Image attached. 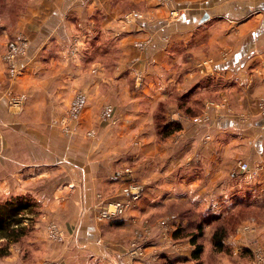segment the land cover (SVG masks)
Returning <instances> with one entry per match:
<instances>
[{
	"label": "crops",
	"instance_id": "0c3cea01",
	"mask_svg": "<svg viewBox=\"0 0 264 264\" xmlns=\"http://www.w3.org/2000/svg\"><path fill=\"white\" fill-rule=\"evenodd\" d=\"M106 2L69 0L63 5L62 0L60 16L49 9L38 23L25 19L24 28L34 39L24 73L9 80L0 61V133L5 142L0 152V202L21 196L41 205L42 219L58 223L65 234L62 242L43 238L42 219L36 222L32 240L49 250L45 256L52 264H243L240 259L226 261L218 253L208 257L206 244L195 259L190 237L176 238V226L167 237L159 219L179 218L177 211L186 206L196 214L181 217L205 212L211 218L243 200L264 202V116L258 115L255 104L264 95V0H176L163 10L165 15L180 9L179 16L156 19L154 28L127 34L113 69L100 62L92 76L86 73L91 62L84 61L83 53L81 61H69L58 44L68 43L75 28H80L73 34L76 40H111L110 29L92 20L101 22L104 16V22L112 24L124 8ZM84 5L87 17L82 21L79 10ZM12 30L4 22L0 38L11 36ZM42 30L43 35H37ZM139 41L141 48L135 45ZM227 49L232 54L223 59L221 53ZM207 56L216 60L218 73L210 77L213 81L196 83L191 79L198 76L191 75L194 61ZM137 57L147 83L135 91L131 63ZM75 87L90 93L81 124L96 131L93 137L80 130L62 133L56 125ZM10 91L28 95L21 111L9 105ZM224 96L226 104L210 107L208 123L185 118L188 111L201 115L208 102ZM104 104L113 105L115 123L99 118ZM229 108L249 118L239 119ZM172 112L182 116L183 127L164 137L156 119L162 117L167 124ZM241 155L250 163L247 174L235 161ZM126 165L132 166L133 176L116 178ZM131 177L146 185L144 196L121 219H100L97 193L118 198ZM258 226L264 234V224ZM146 227L151 230L145 254L130 256V241ZM229 243L241 245L232 238ZM45 256L30 260L15 242L0 264H44Z\"/></svg>",
	"mask_w": 264,
	"mask_h": 264
},
{
	"label": "rangeland",
	"instance_id": "374dc122",
	"mask_svg": "<svg viewBox=\"0 0 264 264\" xmlns=\"http://www.w3.org/2000/svg\"><path fill=\"white\" fill-rule=\"evenodd\" d=\"M69 0H64L63 5ZM78 2L79 4L84 2L81 0H74ZM139 1V2H138ZM111 2V5L113 7L119 6L120 9L123 12L120 16L117 18H114L113 23H111L110 20L107 22H104V16H102V20L96 21L92 20L93 24L96 23V26L99 28H107L110 29V36L112 37L111 40H106L107 42L104 43L103 41H97L96 43L91 42L89 39H75L73 34H77L79 32L78 27L80 26L78 24V31H70V39L68 43H60L58 44L61 46V50H66L67 54L66 56L69 57V61L77 62L81 61L80 57L84 56V61L89 64L90 66H87V74L94 76L96 72V66L100 62L107 63V64H112V68L114 67V61L121 56V52L123 49V40L128 37L127 34H133L136 33V31H144L148 29L154 28V25L158 24V21L156 19H161V18H170V17H176L179 16L182 11L179 9L178 11L175 9L173 11H167V14L164 15L165 7H168L170 4H174L176 0H107L106 3ZM6 6H3V5ZM62 0H0V25H2L4 22L9 23L12 30L11 36H2L0 38V61L5 63L6 65V72L8 79H15L17 76H20L24 73L25 65L27 64V59L28 55L30 53V46L31 43L34 39V36L32 37L24 28V20L25 19H35V22L38 23V19H46L47 18V13L48 10L51 9V13H55L60 16V9L61 7ZM36 6V8H35ZM86 6L84 5L83 8H81L79 11L81 12V20L85 21V17L87 15L82 12ZM103 9V8H102ZM96 10V9H95ZM94 10V11H95ZM161 11V12H160ZM49 13V14H51ZM161 13V14H157ZM104 14V11H103ZM20 15V16H19ZM158 15V17H156ZM164 18V19H166ZM20 21V23H19ZM40 21V20H39ZM19 23V24H18ZM101 25H97V24ZM84 24V23H82ZM86 25V24H84ZM83 25V26H84ZM106 30V29H105ZM102 33V31H99ZM109 32V31H108ZM133 32V33H132ZM37 35H43V30L39 31ZM74 37V38H73ZM57 39L60 40V35L57 36ZM23 43V54H19L20 49L15 45L17 48V55L15 58V64H16V69L13 71L9 67V63L5 60V56L8 55L12 49L13 43ZM110 43V44H108ZM67 44V45H64ZM135 45L137 48H141L143 46V41L135 42ZM56 47V45H54ZM83 50V51H82ZM232 49H227L224 52L221 53L222 58L226 59L229 58L230 55L232 54ZM19 56V57H18ZM21 56V57H20ZM98 59V60H95ZM181 60V56L179 57V61ZM68 64H72L71 62ZM137 62H140L138 57L131 63V74H132V86L134 87L135 91L138 90H143L146 86V71L139 69L138 65H136ZM193 64V63H192ZM217 62L214 58L212 57H202L200 59H197L194 61L193 66L195 69L191 72V75L197 74L198 76H195V78H191L193 81L196 83L202 81V83H207L208 81H213L215 79V75L218 73L216 69ZM49 66L51 68L54 67V64L49 61ZM59 69V67H56ZM91 71V72H90ZM68 76V75H67ZM168 76V75H167ZM170 76V75H169ZM69 77V76H68ZM153 77V75H150L149 80ZM210 77L213 79L209 80ZM70 78V77H69ZM115 78V76H113ZM201 78V79H199ZM208 79V80H207ZM247 83V82H246ZM58 87H63V84L61 83V86ZM77 87V86H76ZM73 90L71 93V96H69V101L66 103V107L63 109L62 115L60 116L58 122L56 125H58V130L62 133H66L67 131L71 130H80L83 133H85L88 137H93L96 134L95 130L92 129H87V127L82 126V120H83V114L85 112V108L89 102L90 99V93L84 89V87L81 88H76ZM117 90H119L118 86H116ZM219 91H216V93ZM222 96V92H219ZM8 103L9 105L17 110L21 111L24 106L26 105V102L28 100V95L26 93H18L14 91H10L8 93ZM169 101V100H167ZM225 103H222V102ZM226 97L224 96L222 99L219 100V102L211 101L208 102V105H205L203 112L201 115H195V113L192 111V114L188 111L189 114L185 115L186 119H191L194 122H205L208 123L210 121V107L212 105H220L226 104ZM168 104V102H167ZM256 107L258 111L259 116H264V95H261L258 97L256 100ZM181 105V104H180ZM182 108H184V105H181ZM188 109V108H187ZM191 110V109H189ZM229 111L231 113L233 112V115H235L239 119H245L247 120L249 118V114H245L243 111H237L236 109L233 110V108H229ZM173 113V114H172ZM171 116V121L170 122H176L180 123L181 126L183 127V124L181 122L182 116L176 115L174 117V112H172ZM114 107L112 104H104L100 107L99 110V118L103 122H113L114 118ZM166 119H161V117H157L156 123L159 122V128L161 125L164 123ZM158 128V126H157ZM1 132V131H0ZM53 141L55 139H52ZM62 140V139H60ZM65 141V138L63 139ZM61 142V141H60ZM5 142L4 139L1 136L0 133V152L2 153V150L4 149ZM231 151H234L233 149L230 148ZM61 151V150H60ZM0 153V155H1ZM233 155V154H232ZM246 157L244 155H241L240 158H235V161L238 162L237 165L241 167V171L243 172L242 174H247L248 171L251 170L250 163L247 161ZM247 164L248 168L244 169L243 164ZM131 175L133 176V169L131 165H126L123 166L117 173L115 174V177H119L122 175ZM64 175H67L66 172H64ZM118 180V179H116ZM143 186V191L139 190L140 192L142 191L141 197L134 201L132 205L128 206L126 209V212L130 209V207L134 206L137 201H139L145 194L146 192V185L138 181L135 178L130 179L126 184H124L121 187V195L118 198L115 199H105V196L103 193L99 192L97 193V210L99 211V217L100 219H105V220H110L106 217H102L100 215V211L107 209L111 210L112 205H110L111 202H117L125 198L126 196L129 197V194H132L133 191H138V188ZM126 197V198H128ZM14 198V199H13ZM10 200H6L0 203H5L7 201H17V200H23L21 199V196L19 197H13ZM61 202V201H60ZM53 203L50 205L52 206ZM187 208L180 207L179 210L177 211L178 214L180 215L179 218H174L171 219V216L164 217L163 219L160 218V226L165 230V233L167 237H170L169 230L171 226H176L178 227V224L180 221L183 219L194 221L192 222L193 225H189L185 229V232H188V234H191L189 231H196V224L203 222L205 224V240H203V243L206 244V247H210L208 250V254H206L208 257H213L215 254L218 253V255H221L226 261L232 260L236 261L237 259H240L241 263L243 264H264V234H261L259 232V226L258 228L257 225H263L264 224V202L260 201L259 203H252V201L249 200H243L241 202H238L236 204H230L227 205L223 208L221 211V214L224 219H220L218 223L224 222L229 229L230 235L228 238L225 240V243L228 247L231 248L229 252L223 251V252H217L214 249L213 243L211 242V236H210V241H208V235H211L215 225H217V222H211L213 219H207L206 218V213L204 212V216L199 214L200 216H195L193 218L189 217L188 219L186 217H181V216H188L190 213H192V209L190 206H186ZM189 207V208H188ZM41 205H35L33 206V210L28 214V220H27V225L29 226V231L28 234L23 237L20 241H18L21 249H22V254L24 253L27 258L30 260H34L37 257H43L46 255V253H49V250L47 249V252L45 250V246L42 244L41 247L38 248V246L33 244V238L36 237V230L38 231V226L36 222H39L40 219H42V213L40 211H43ZM189 209V210H186ZM126 212L120 216L119 219L124 217L126 215ZM194 212V211H193ZM183 218V219H182ZM193 219V220H192ZM43 221L46 220L45 222V228H44V233L45 237L44 239H48L49 241L55 242V243H60L64 240L65 234L62 229H60V226L54 223H56L55 220L53 219H42ZM54 223H53V222ZM211 222V223H209ZM171 223V225H170ZM55 227L60 231L57 235L51 234V228ZM151 228L146 227L144 230L139 231V233H136L133 237V239L130 241L129 244V255L134 257L133 251L131 252L133 246V242L140 240V242L145 241V247H146V242L149 240L148 235L150 234ZM145 231V232H144ZM60 235V238L59 236ZM35 236V237H34ZM189 236H186V238ZM236 239L237 242H240V246L236 248V245H231L229 243L230 239ZM202 241V239L200 240ZM27 243V245L25 244ZM0 245H5V240L0 242ZM239 245V244H238ZM196 248V247H194ZM146 250L144 249V252ZM46 252V253H45ZM145 254V253H144ZM4 257V256H3ZM46 259L42 263L44 264H52L54 263L53 261H49L47 258L48 256H45Z\"/></svg>",
	"mask_w": 264,
	"mask_h": 264
},
{
	"label": "trees",
	"instance_id": "16d2710c",
	"mask_svg": "<svg viewBox=\"0 0 264 264\" xmlns=\"http://www.w3.org/2000/svg\"><path fill=\"white\" fill-rule=\"evenodd\" d=\"M181 128V124L176 122H169L167 124L163 123L159 128L158 122L159 132L164 137L171 135ZM33 206L34 205L32 203L24 200H13L7 201L5 203H0V242L5 240V245H0V257L5 256L9 253L10 244L20 241L28 234L29 226L26 224V221L28 220V214L33 210ZM195 216L190 215L189 217L193 218ZM189 217L186 218L188 219ZM207 219H209V217ZM210 219H213L211 220V222H217V225H215L214 230L211 234V242L213 243L214 249L217 252H229L231 248L228 247L225 243V240L230 235L229 229L224 222L218 223L220 222L219 220L224 219V217L222 215H215ZM184 221L187 220L183 219V221H180L174 233V236L176 238L189 236L190 241L196 247L193 257L195 259H199L204 252L205 247V244L203 243V240H205L206 238L205 224L203 222L197 223L195 225L197 230L189 231L191 232V234H188V232H185V229L189 227V225H193L192 222L194 221H190L189 219L187 222ZM201 239L202 241H200Z\"/></svg>",
	"mask_w": 264,
	"mask_h": 264
},
{
	"label": "built area",
	"instance_id": "2783aa9c",
	"mask_svg": "<svg viewBox=\"0 0 264 264\" xmlns=\"http://www.w3.org/2000/svg\"><path fill=\"white\" fill-rule=\"evenodd\" d=\"M23 43H24V41L22 42V44H19L16 42L13 43L12 44V46H13L12 51L4 57L5 60L10 64L9 67L13 71L16 69L15 60L17 59V58H15L17 55V48L15 47V45L20 49L19 54L21 55L24 53ZM242 168L247 169L248 165L245 163V164H243ZM142 189H143V186L140 185V187L138 188V191H133L132 194H129V197L126 196L128 198L125 197L120 201L111 202L110 205H112L111 206L112 209L111 210L104 209V210L100 211V215H102V217H106L110 220L119 219L120 216L126 212V209L128 208V206L132 205L134 201L138 200L141 197L142 191H143ZM139 190H142V191L140 192ZM59 232L60 231H58L57 228H55V227L51 228V234L57 235ZM58 236L60 238V235H58ZM133 246L134 247L132 248L131 252L133 251L134 257H142L145 253L144 252L145 241L144 242H140V240L134 241Z\"/></svg>",
	"mask_w": 264,
	"mask_h": 264
}]
</instances>
